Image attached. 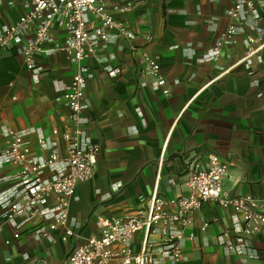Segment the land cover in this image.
Returning a JSON list of instances; mask_svg holds the SVG:
<instances>
[{
    "label": "crops",
    "instance_id": "0c3cea01",
    "mask_svg": "<svg viewBox=\"0 0 264 264\" xmlns=\"http://www.w3.org/2000/svg\"><path fill=\"white\" fill-rule=\"evenodd\" d=\"M26 1L0 0V28L26 10ZM100 1L135 37L101 42L79 63L88 69L83 128L100 151L91 178L76 185L69 203V223L78 236L66 242L61 228L51 232L53 241L37 238L36 215L5 221L4 197L18 181L19 167L2 159V127L22 131L31 155L48 153L39 138L58 142L63 155L59 136L71 127L63 94L76 64L62 51L39 53L35 78L21 45L0 49V264H65L73 245L99 234V216L144 212L152 193L164 199L186 195L188 165H204L212 154L227 163L224 189L231 196L264 199V7L256 6L257 30L240 24L234 41L209 58L205 54L231 23V0ZM51 30L55 39L64 36L55 25ZM247 37L255 39L250 46ZM141 52L158 60L161 87L142 73ZM54 204L51 197L37 207L49 211ZM238 218L204 202L183 229L182 264H264V233L252 237L246 254L226 253L218 243ZM141 236L133 237L134 250Z\"/></svg>",
    "mask_w": 264,
    "mask_h": 264
},
{
    "label": "built area",
    "instance_id": "2783aa9c",
    "mask_svg": "<svg viewBox=\"0 0 264 264\" xmlns=\"http://www.w3.org/2000/svg\"><path fill=\"white\" fill-rule=\"evenodd\" d=\"M231 1L226 10L231 23L205 57L217 54L223 43L233 42L234 35L241 30L240 24L258 29L256 6L264 7V0ZM25 7L13 23L0 28V49L21 45L23 62L35 78L39 53L62 51L75 62L76 70L63 94L71 127L59 136L63 155L58 142L47 144L43 138L38 139L41 147L48 148L44 157L30 154L22 131L2 127L7 139L2 159L19 167L18 181L4 197V217L10 221L26 212L36 215L40 219L37 238L53 241L51 232L61 228L60 240L66 242L78 236L69 223V203L76 185L91 178L100 151L99 144L92 142L83 128L87 120L84 90L88 69L79 63L92 56L101 42H112L117 36L132 40L135 35L100 0H27ZM52 25L64 32L62 39H55ZM246 41L250 46L255 39L247 37ZM140 57L142 73L152 78L153 85H164L158 60L147 52H141ZM52 133L58 135L59 131L54 128ZM187 175L186 195L164 199L152 193L144 212L123 217L99 216V234L73 245L65 264H182L183 229L208 201L239 216L232 230H224L217 237L218 243L226 253H248L252 237L264 233V199L231 196L224 189L227 163L216 154L210 155L204 165L191 162ZM51 197L55 199L54 206L49 211L39 210L37 206ZM206 226L203 223L201 228ZM139 232L142 233L140 248L134 250L133 237ZM13 237H18V232Z\"/></svg>",
    "mask_w": 264,
    "mask_h": 264
}]
</instances>
